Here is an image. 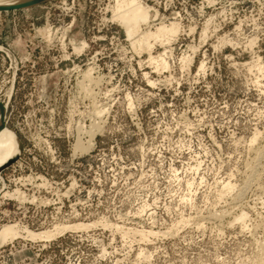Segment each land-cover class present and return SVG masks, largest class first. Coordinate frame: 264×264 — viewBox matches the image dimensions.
Wrapping results in <instances>:
<instances>
[{
    "label": "rangeland",
    "instance_id": "374dc122",
    "mask_svg": "<svg viewBox=\"0 0 264 264\" xmlns=\"http://www.w3.org/2000/svg\"><path fill=\"white\" fill-rule=\"evenodd\" d=\"M116 1L0 12V264H264V0Z\"/></svg>",
    "mask_w": 264,
    "mask_h": 264
},
{
    "label": "bare ground",
    "instance_id": "6f19581e",
    "mask_svg": "<svg viewBox=\"0 0 264 264\" xmlns=\"http://www.w3.org/2000/svg\"><path fill=\"white\" fill-rule=\"evenodd\" d=\"M17 1H24V0H0V4H10V2H17ZM117 5L114 7L116 17H118L122 24L125 25L127 28L128 34L130 36H135L141 31L142 23L148 22L150 13L148 12V8L145 7L139 0H117ZM178 24L175 21H171L169 24L161 25L157 28L155 33H152L150 31H147L143 33L142 37L137 40L139 42L140 47H146L149 46L146 41H148V38L152 37L155 40L159 38V41L163 42V37H165V34L167 33H177L178 32ZM253 40V39H252ZM256 40V39H255ZM142 42H146L145 44H142ZM252 43V41H250ZM88 45V44H87ZM162 60V58H160ZM100 115V114H99ZM94 126V125H92ZM97 126V125H96ZM90 136L91 140L90 143H92V140L95 137V131L94 129H90ZM18 135L15 134L12 130H10L6 125H2V120L0 116V167L5 164V162L15 155L19 151L18 147ZM79 139V138H78ZM89 142V141H88ZM75 150H82L84 149V146L80 142V140H77L75 143ZM1 175V174H0ZM229 188L231 185H227ZM226 186V187H227ZM227 189V188H226ZM242 218V217H241ZM245 219V218H244ZM243 221V220H242ZM241 221V222H242ZM65 227H60L55 230V232L47 231V232H28V235L31 237H39L42 239V237L49 238L52 236H55L58 232L63 230ZM27 232V231H26ZM20 235V229L18 225H7L3 227V229L0 231V246L3 245L8 240H12L17 238Z\"/></svg>",
    "mask_w": 264,
    "mask_h": 264
},
{
    "label": "water",
    "instance_id": "95a60500",
    "mask_svg": "<svg viewBox=\"0 0 264 264\" xmlns=\"http://www.w3.org/2000/svg\"><path fill=\"white\" fill-rule=\"evenodd\" d=\"M49 0H24V1H17V2H10V4H0V12H10V10H24L25 8H31L38 6L41 3H44ZM6 109L7 107L3 104V102L0 100V110H1V120H2V125L6 124ZM18 147L19 151L15 153L14 156L9 158L5 164H3L0 167V174L2 171L5 169L9 168L11 165L15 163L19 159V157L22 155L24 148H23V142L21 138L18 136Z\"/></svg>",
    "mask_w": 264,
    "mask_h": 264
}]
</instances>
